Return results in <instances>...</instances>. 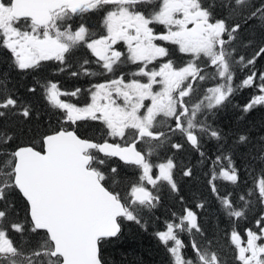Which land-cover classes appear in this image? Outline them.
Returning a JSON list of instances; mask_svg holds the SVG:
<instances>
[{"label": "snow or ice", "instance_id": "obj_1", "mask_svg": "<svg viewBox=\"0 0 264 264\" xmlns=\"http://www.w3.org/2000/svg\"><path fill=\"white\" fill-rule=\"evenodd\" d=\"M228 6L242 13L240 21L217 18L213 0H0V47L11 53V70L43 72L45 62L55 61L57 72L73 77H114L87 89L90 102L85 104L73 102L82 89L68 92L59 81L46 79L40 88L42 98L60 113L55 126L23 142L20 135L27 134L26 128L21 133L0 130V264H108L105 245L119 239L125 222L147 227L142 213L160 203L158 186L166 184L179 193L175 158L160 157L165 146L180 151L187 144L210 165L209 187L230 219L246 216L248 197L255 195L264 204V172L239 197L244 202L239 207L232 193L221 195L216 184L240 182L234 154L241 148L258 146L264 163V135L253 143L250 132L239 133L227 146L221 131L207 123L208 113L242 88L258 89L243 106L245 113L264 106V71L250 70L233 86L237 65L248 68L264 56V40L251 58L233 46L251 25L264 34V0H230ZM98 13L102 34L86 19ZM120 42L126 52L119 49ZM172 46L189 59H173ZM82 48L94 59L81 57L72 70ZM126 63L135 65V71L118 72ZM207 80L216 83L197 97L196 86ZM25 87L29 93L37 91L35 85ZM9 115L29 122L39 113L18 91L7 88V76L0 72V118ZM92 121L103 125L99 139L88 135L86 127L81 130ZM206 138L220 142L215 156L202 150ZM113 158L133 169L135 179L127 184L118 180L121 173ZM182 175L192 177L193 169L184 168ZM16 194L25 204L23 220L10 219L17 216L10 200ZM255 227L245 229L243 236L235 227L226 233L238 264H264V215ZM12 233L35 234L37 239L22 244ZM184 233L202 238L191 240V256ZM155 235L171 264H225L192 207L171 213Z\"/></svg>", "mask_w": 264, "mask_h": 264}, {"label": "trees", "instance_id": "obj_2", "mask_svg": "<svg viewBox=\"0 0 264 264\" xmlns=\"http://www.w3.org/2000/svg\"><path fill=\"white\" fill-rule=\"evenodd\" d=\"M213 2L216 4L214 14L217 18H227L229 21L241 20L242 13L240 11L233 12L228 6L230 0H213ZM254 2H258V0H254ZM244 14L246 15V13ZM240 36L241 40L233 46L236 47L239 55L251 58L256 52L258 46H260L261 41L264 40V34L259 30V26L254 24L244 28ZM249 40L252 41L251 44L248 43ZM174 50H176V48H174ZM80 51L82 53L81 55H79ZM183 55L184 54L178 52L175 56L184 61L185 58H183ZM0 56H2L0 57V72L6 71L7 88L10 91H18L19 95L23 97L25 101L31 103L33 107L35 105L34 101L41 102L43 107H37L40 110L39 116L34 117L29 122H24L23 117L20 116L9 115L6 118H0V130L12 133H21V130L24 128L28 130L27 134L20 135V140L22 142L27 141L30 136L37 135V133L42 134L50 124L55 126L59 119V116L57 115L58 110H54L56 112V116L53 117L54 120H52V117H50L49 120L45 119V116L49 113L50 107L42 98L40 85L41 81H43V76H47L48 80L60 81L61 88L66 91L69 89L74 90L76 88L82 89L81 84H85L89 87L86 82L89 83L104 77H87L83 75L73 77L70 75V72H57L56 67L54 66H57L58 62L55 61H53L54 63L52 64L51 61L45 62L43 64L45 71L43 72L21 74L15 70H11V53L8 50L0 47ZM78 57L94 59L91 54L83 48L76 53L74 60L79 61V59H77ZM130 65L131 64L126 63L119 70L125 67V69H127ZM133 66L135 68V65ZM72 70H75V68L73 67ZM250 70H255L258 73L264 71V56L258 57L255 65L249 66L248 68H245L243 65H237L235 68L236 75L233 81V86L235 87V84L239 85L240 81L249 74ZM82 76L84 78H82ZM72 83L73 85L70 86ZM25 85L28 87L35 85L37 88L36 93L32 94L27 92ZM256 94H258V89L255 86L239 89L232 97H230L225 105L209 113L210 116H208L207 120L210 122V125L221 131L227 142V146L233 144L236 135L239 133L250 132L253 137V143H255L260 135H264V128H262V126H264V106H257L249 113L243 111V106ZM85 127L89 132L91 126L87 124L82 126L81 130ZM206 139L202 142L203 151L208 156H215L218 143L220 142L211 138ZM163 152L166 154L165 156H173L175 158L177 163L175 178L180 190L179 193H176L172 192L166 184L158 186V188L162 186L159 191L161 197L160 201L169 199L170 197L168 196L171 194L182 196L184 198L183 201L185 202L182 201V208L192 207L198 212L205 235L209 239H212L216 246L221 250L225 264H238V261L235 260L234 245L231 244L226 233L230 232L233 227L237 228L242 236L244 235L245 229L252 228L254 230L256 220L263 215L264 204L259 203L255 195L248 197L251 203L246 209V216L239 220H235L234 218L230 219L222 213L220 203L209 187L208 181L210 176L208 173L210 165L205 162L204 165L199 166L201 170H196L194 168L195 157L199 158L198 161L202 160L198 152L187 144H185L184 149L180 151L170 149L169 146H166ZM169 153H171V155ZM180 154L181 156H179ZM234 155L237 159L238 166L244 168L241 169L240 182L236 185H232L228 182L218 180L216 181V184L221 195L227 192L232 193L233 201L239 207L244 203L239 197L245 195L249 189L254 188L256 180L261 173L264 172V163H262L259 158L258 146L254 148L252 145H248L247 147L236 151ZM188 156L192 157V159L190 161H184V158L186 160V157ZM117 161L118 159L113 158L112 163L114 166H118L120 171L125 169L123 176H125L126 182H124V184H127L128 178H133L134 180V170L119 164ZM180 163L181 167L179 166ZM186 167H191L193 169L192 177H185L182 175V170ZM10 200L16 205L15 210L17 211L16 214L18 218L23 220L25 217V204L22 198L19 194H16L15 196L10 197ZM200 202H204L205 207L203 209H195L194 206ZM179 203H181V201ZM160 204L153 209H145L143 211L142 217L143 222L147 225L146 228L133 222H125L123 232L119 239H113L110 243L105 245L104 255L108 264H165V262L166 264H171L170 256L166 251L165 246L155 235L156 232L164 230L165 222L169 220L171 216L169 213L165 216L160 214L161 210L164 211V209L160 207ZM216 209H219L220 211ZM213 210L218 212L215 217L209 214ZM17 216L10 218L16 219ZM12 235L15 240L22 244L35 243V240L37 239L35 234H28L23 237L18 233H12ZM42 235L43 233H41V236ZM190 236L192 239L195 238L202 242V238L198 234H189V236L186 233L182 234V239L185 244L189 245L185 250L186 254L189 256L192 255L190 247L191 241H189Z\"/></svg>", "mask_w": 264, "mask_h": 264}, {"label": "rangeland", "instance_id": "obj_3", "mask_svg": "<svg viewBox=\"0 0 264 264\" xmlns=\"http://www.w3.org/2000/svg\"><path fill=\"white\" fill-rule=\"evenodd\" d=\"M237 11H239V10H237ZM90 18V19H89ZM86 19H88V21H89V23L93 26V30L97 33V34H102L103 33V28L101 27V20H102V14H94V15H92V16H89V17H86ZM158 27V30H163V26H157ZM118 47H119V49L121 50V51H125L126 52V50H127V46L123 43V42H120L119 43V45H118ZM82 51V50H81ZM176 51H178L177 49H176ZM184 57L183 58H185V60L184 61H186L187 59H189V57L188 56H186V55H183ZM0 57H2V56H0ZM2 59V58H1ZM77 59H79L80 60V58L78 57ZM173 59H175V60H177V62H182V60L181 59H179V58H177V56H173ZM77 62V60H74L73 61V64H74V68H75V63ZM52 63H54L53 61H51V64ZM52 66H54V65H52ZM54 67H56L57 68V66H54ZM126 68V67H125ZM125 68H123V69H121V70H119L118 69V72L119 71H123L124 73H126V74H128V73H131V72H133V71H135V68H134V66L133 65H130V66H128L127 67V69H125ZM96 71H98L99 69L98 68H96L95 69ZM207 71H208V73L209 74H212L213 73V71H214V69L212 68V67H208V69H207ZM3 73H5L6 74V71H3ZM82 78H84L83 76H82ZM111 78H114L112 75H108V74H105L104 75V77L103 78H100V79H97L96 81H92L91 82V84L89 85V87L88 86H86L85 84L84 85H82V89L84 90V91H82L81 92V94L78 96V97H76V98H73V102H78V103H80V104H85V103H89L90 102V94L86 91L87 89H89V88H91L92 87V85H94V84H96V83H100V82H102L104 79H111ZM127 78H131L130 76H128ZM48 80V77L47 76H43V81H41V84H43L44 82H45V80ZM69 81V80H68ZM59 83H60V81H59ZM216 83V81H214V80H207V81H205V82H200V84L199 85H197L196 87H197V92H196V96L198 97V96H200L201 94H202V92H203V90L204 89H206V88H208V87H211V86H213L214 84ZM73 85V83L70 85V86H72ZM69 86V87H70ZM237 86V84H235V87ZM63 89V88H62ZM64 90V89H63ZM75 90V89H74ZM66 91V90H65ZM68 92H71V91H73L72 89H69V90H67ZM35 102V105H34V107H35V109L38 111V113H39V109L38 108H43L42 107V104H41V102H37V101H34ZM47 103V102H46ZM49 106V105H48ZM38 107V108H37ZM50 107V106H49ZM56 109H54V108H51L50 107V110H49V113L45 116V119L46 120H49V118L50 117H52V120H54L53 119V117L54 116H56ZM57 115L59 116V118H60V113H59V111H58V113H57ZM39 116V115H38ZM208 116H210V114L208 113ZM14 119V118H13ZM90 123V125L89 126H91L90 128H95V127H97L96 126V123L97 124H99L100 122L99 121H92V122H89ZM207 123L208 124H210V122L207 120ZM101 129H103L104 130V128H103V125L101 124ZM207 140V139H206ZM182 142V141H181ZM166 147V146H165ZM165 147L163 148V149H161L160 150V157H161V159H163L164 158V156L166 155V154H164V152H163V150L165 149ZM202 150H203V148H202ZM170 155H171V153H169ZM182 154V153H181ZM181 154L179 155V156H181ZM196 159L194 160V165H195V169L196 170H201L200 168H199V166H202V165H204V163L205 162H203L202 160H200V161H198L199 160V158L198 157H195ZM192 159V157H190V156H188V157H186V160H185V158H184V161H187V160H191ZM196 161V162H195ZM156 162H159V161H156ZM199 162V163H198ZM180 167H181V163H180V165H179ZM264 166V165H263ZM241 169H244L243 167L241 168ZM124 171H125V169L123 170V171H120L121 172V175H120V177H118L117 179L118 180H123V183L124 182H126V179H125V176H123L124 175ZM129 180H133V178H128V181ZM128 183V182H127ZM150 187V186H149ZM162 187V186H161ZM161 187H159V191L161 190L160 188ZM168 196V195H167ZM168 197H170L169 199H166L165 201H160V207H162V209H164V211H162L161 210V212H160V214H163L164 216L165 215H167V213H169V214H171V213H173V212H175V213H178L179 214V212H180V210H181V208H182V204H183V202L179 199V197H181V196H176V195H174V194H171V195H169ZM181 201V203H179ZM185 203V202H184ZM220 203V202H219ZM180 204V205H179ZM263 208H264V206H263ZM216 210H219V209H216ZM216 210H213L212 212H210L209 214H211L213 217H215L217 214H218V212H216ZM16 211V210H15ZM220 211V210H219ZM16 213H17V211H16ZM263 215H264V211H263V213H262ZM15 216H13V217H11V218H14ZM18 217V216H17ZM10 218V219H11ZM256 230V227H255V229H254V231ZM188 236H189V234L188 233H186ZM192 240V237L190 236V238H189V241H191ZM165 264H166V262H165Z\"/></svg>", "mask_w": 264, "mask_h": 264}, {"label": "flooded vegetation", "instance_id": "obj_4", "mask_svg": "<svg viewBox=\"0 0 264 264\" xmlns=\"http://www.w3.org/2000/svg\"><path fill=\"white\" fill-rule=\"evenodd\" d=\"M172 48H173V52L175 53V55H177V51L176 50H174V48H175V46H172ZM82 53H81V51H80V54L79 55H81ZM82 83H84V82H82ZM88 85H90L91 84V82H86ZM81 86H82V84H81ZM82 88V87H81ZM95 122V121H94ZM101 122L99 123V124H97L96 123V126L97 127H95V128H93V129H91L90 128V131L88 132V135H90V136H95L97 139H99L100 137H102L103 136V134H104V130L103 129H101ZM88 125H90V123H88ZM117 142H119V141H117ZM116 159H118V158H116ZM119 164H121V165H123L122 164V162H120L119 160L117 161ZM118 167V166H117ZM119 168V167H118Z\"/></svg>", "mask_w": 264, "mask_h": 264}]
</instances>
